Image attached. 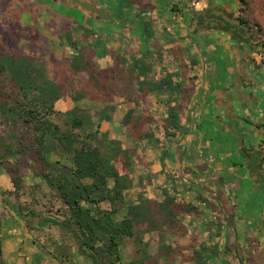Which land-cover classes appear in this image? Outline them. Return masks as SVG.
<instances>
[{
	"label": "trees",
	"instance_id": "1",
	"mask_svg": "<svg viewBox=\"0 0 264 264\" xmlns=\"http://www.w3.org/2000/svg\"><path fill=\"white\" fill-rule=\"evenodd\" d=\"M4 1L10 3L13 21L15 16L16 23L47 40L44 51L73 77L68 82L53 79L45 52L42 58L22 52L0 54L2 124L12 121L32 133L31 139L16 138V147L5 144L0 151V176L12 183L11 189H0V219L14 230L19 243L15 253L7 254L0 240V264L19 263L11 260L14 257L29 258L32 264H74L76 249L87 264H210L219 251L208 253L203 236L189 232L190 225L198 232L205 230L198 200L177 201L168 192L153 198L148 191L153 179L142 176L150 166L137 144L153 141L156 161L163 167L175 164V152L162 142L182 129L174 108L162 118L154 113L165 103L169 68L162 67L157 42L153 45L158 55L148 51L155 38L152 24L131 28V14L119 11L133 5L148 9L152 1ZM239 2L243 13L246 0ZM238 20L249 26L247 19ZM185 49L178 44L168 53L182 54ZM106 52L111 63L104 59ZM5 81L11 86L9 94L2 88ZM16 151L35 158L32 172L46 181L57 200L42 201L34 193L30 200H21L23 182L7 161ZM57 151L67 163L50 161V153ZM177 178L178 168L173 173ZM262 202L255 205L264 223ZM239 203L236 200V209ZM14 205L20 215L11 210ZM186 216L195 220L190 224ZM42 219L52 221L60 236L49 254H43L32 238ZM230 255L244 262L241 243L227 246L219 264Z\"/></svg>",
	"mask_w": 264,
	"mask_h": 264
},
{
	"label": "crops",
	"instance_id": "2",
	"mask_svg": "<svg viewBox=\"0 0 264 264\" xmlns=\"http://www.w3.org/2000/svg\"><path fill=\"white\" fill-rule=\"evenodd\" d=\"M151 1L153 5L148 9L133 5L121 6L119 11L131 14L133 20L127 23L131 28H139L141 22L152 24L155 38L148 44V51L157 56L153 45L157 42L163 55L162 67L169 68V86L163 93L165 103L155 107L154 113L162 118L168 116L170 107L174 108L182 129L176 132L175 138L169 139L171 142H162L167 150L171 148L175 152V164L163 167L152 154L154 142H142L150 164L149 171L144 173H150L153 179L148 184L149 194L158 199L168 192L177 201H201V204L196 203L200 216L204 215L201 220L205 230L198 232L190 225L189 232L203 236L208 253L219 251L220 255L210 260V264H219L226 247L236 248L239 243L244 248V262L230 255L223 257L221 264L232 260L237 264H264V223L255 205L256 201L264 200V171L257 169L251 176L249 167V159L254 160L264 153V68L249 63L253 54H244V42L195 24L196 16L213 5L231 19H237L240 2ZM178 44L186 46L185 52L168 53ZM125 58L131 64V57ZM104 59L112 62L109 52ZM204 125L211 129L202 130ZM256 165L259 166L257 161ZM176 168L178 178L174 180ZM236 200L240 201L239 209L234 207ZM262 204L264 215V202ZM185 218L190 224L195 220ZM18 247L8 252L15 253ZM15 258L11 260L19 262L20 259Z\"/></svg>",
	"mask_w": 264,
	"mask_h": 264
},
{
	"label": "rangeland",
	"instance_id": "3",
	"mask_svg": "<svg viewBox=\"0 0 264 264\" xmlns=\"http://www.w3.org/2000/svg\"><path fill=\"white\" fill-rule=\"evenodd\" d=\"M244 12L239 14V18H245L249 22L247 27L249 34H251V43L255 46V49L252 50L249 58L257 68H264V0H246L244 5ZM16 17L14 16V21L12 17V12L10 10V3L0 0V54L2 53H26L30 56L36 58H42L44 54L45 44L48 43L47 40L43 37H38L33 34L31 30L24 29L15 22ZM236 22L230 21V27H236ZM261 27V31H258V27ZM246 29H241V32H246ZM46 53V52H45ZM45 58L47 59V66L49 70V75L59 81L68 82L72 79V75L69 74L61 64L55 63L54 59L50 54L46 53ZM258 60V63H256ZM238 68L241 70L242 64L240 59L238 60ZM262 76H264L262 74ZM3 90L9 94L10 84L9 81L3 82ZM60 107V106H59ZM2 116L0 114V151H4V145L12 144L16 147V138H21L26 136L27 138H32V133L26 129L22 124L15 125L12 121H8L6 124H2ZM59 120L55 118V121ZM211 126L204 125L202 130L209 131ZM116 138V137H115ZM142 142L137 144L138 149L146 154L145 148L142 145ZM17 150V148H14ZM49 159L52 162L62 161L67 163L68 161L62 156V154L57 152H52L49 155ZM8 163L10 164L13 171L16 173V177L21 178L23 182V187L21 191V200H30V193L37 194L39 200H57L50 192L49 187L47 186L46 181L34 175L32 168L37 166L35 158L30 155L23 156L22 154L17 153L14 155H9L7 158ZM251 163V162H249ZM150 165V164H149ZM143 178L146 181L151 180L150 173H144ZM39 185V187H37ZM12 188V183L8 179H4L0 176V189L7 190ZM40 188V189H39ZM39 189V190H38ZM129 197L134 194V191L129 192ZM260 194V193H258ZM253 198V197H252ZM259 198V196H257ZM255 199V198H254ZM105 206V205H103ZM11 210L20 215L19 209L17 206H12ZM44 231V232H43ZM14 230H11L7 227V224L0 219V240L4 242L5 249L8 251L13 249L16 244H18V238H14L12 234ZM48 236H54L48 238ZM35 240L36 247L43 253L49 254L52 248V243L56 240L60 241V236L57 233L56 229L52 227V221L42 219L40 222L35 224V230L33 232V237ZM24 253H28V249H25ZM6 255V254H5ZM28 257V256H27ZM227 256H225L226 258ZM28 260V259H27ZM19 260L17 264H32L29 261ZM6 261V260H5ZM74 264H87L89 260L78 253L77 249L75 250V255L73 258ZM35 264H38L37 262ZM224 264H237L235 260L230 262H225ZM244 264V263H243Z\"/></svg>",
	"mask_w": 264,
	"mask_h": 264
},
{
	"label": "flooded vegetation",
	"instance_id": "4",
	"mask_svg": "<svg viewBox=\"0 0 264 264\" xmlns=\"http://www.w3.org/2000/svg\"><path fill=\"white\" fill-rule=\"evenodd\" d=\"M230 21L236 22L235 28L229 26ZM195 24L198 27H210L213 30H217L222 33H227L230 37L234 38L235 40L244 42V54L250 55L252 50L255 49V46L251 43V34H249L248 29L239 22L238 18L234 20L231 19V17H229L227 14L221 12V9L216 5L209 7L202 14L196 16ZM241 29H246L247 31L242 33ZM249 63L252 66H256L255 64H253L254 62H251L250 59ZM256 161L259 163V166L256 165ZM249 167L251 176H254L256 174L257 169L264 171V153L261 157L258 156L257 160L254 159L253 162L249 163Z\"/></svg>",
	"mask_w": 264,
	"mask_h": 264
},
{
	"label": "water",
	"instance_id": "5",
	"mask_svg": "<svg viewBox=\"0 0 264 264\" xmlns=\"http://www.w3.org/2000/svg\"><path fill=\"white\" fill-rule=\"evenodd\" d=\"M258 157V156H257ZM257 157H255V159L257 160ZM250 162H253V159H250Z\"/></svg>",
	"mask_w": 264,
	"mask_h": 264
}]
</instances>
